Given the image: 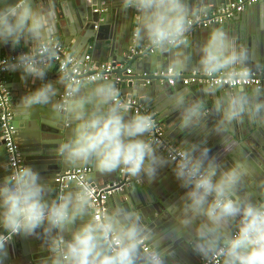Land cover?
Masks as SVG:
<instances>
[{
	"label": "clouds",
	"instance_id": "obj_1",
	"mask_svg": "<svg viewBox=\"0 0 264 264\" xmlns=\"http://www.w3.org/2000/svg\"><path fill=\"white\" fill-rule=\"evenodd\" d=\"M120 6L136 11L138 39L147 38L160 48L183 42L189 26L187 0H120ZM54 17L51 5L42 10L34 6V0H0V44L31 42L27 52L7 65L8 70H19L22 79L29 75L33 82L43 78L55 57ZM197 53L199 71L222 73L228 80L248 76V50L238 47L222 28L210 30ZM186 61L187 57L177 52L170 61L171 69L184 70ZM57 79L64 86L63 99H53L57 97L53 83L43 82L21 96L19 105L32 110L47 104L53 113L67 116L71 134L59 144L66 163L91 161L101 173L123 169L132 177L151 181L160 167L174 162L171 171L185 189L175 209L181 230L193 233L192 251L201 258L222 257V264H264V198L254 200L245 190L254 175L246 153L241 150L237 154V149L223 140L222 152L235 153L228 163L218 154L209 155L201 138L186 142L175 155L165 156L145 139L153 127L151 115H129L112 80L72 82L63 75ZM219 83L209 84L204 94H212ZM169 103L178 113V128L204 129V135L223 133L225 126L242 117L250 123H264V93L258 89L247 93L238 88L216 98L211 111L218 119L211 128L206 127L201 100H190L185 91H177ZM257 187L264 192V178L257 181ZM48 193L49 185L25 164L0 179V229L5 230L0 232V252L14 234H23L43 239L48 255L40 257L38 264H167L170 254L154 247L141 248L147 233L138 212L117 207L100 218L93 212L88 187L83 185L55 197L49 198ZM77 220L82 222L77 224ZM233 221L234 230L225 235Z\"/></svg>",
	"mask_w": 264,
	"mask_h": 264
},
{
	"label": "water",
	"instance_id": "obj_2",
	"mask_svg": "<svg viewBox=\"0 0 264 264\" xmlns=\"http://www.w3.org/2000/svg\"><path fill=\"white\" fill-rule=\"evenodd\" d=\"M232 1L187 0L189 18L211 12ZM49 5L54 12L60 14V18H65L68 24L66 29L61 28V35L54 32L53 40L60 41L71 50L76 49L75 46L79 41L85 46V50L86 48L87 51L92 50V62L97 64L111 62L114 67L110 72L109 80L114 81L116 77L120 78L116 85L121 97L137 99L153 109L161 120L165 134L180 147L188 141H199L203 138L210 150L209 155L218 154L220 159L228 163L235 158V153L229 155L222 152L223 140L233 145L237 149V154L242 150L247 154L251 164L255 163L258 166L257 171L253 169L254 175L249 178L245 190L251 193V198L254 200L264 198V192L257 187V181L264 178V123H250L246 117H242L240 121L225 126L223 133L209 131L207 135H204V129L178 128V113L169 103V98L177 91H185L186 97L190 100H201L202 110H205L207 115L206 127L211 128L218 119L217 115L211 111L216 98L238 88H243L247 93H251L254 89L264 93V86L258 88L255 85L219 84L212 94L205 95L203 89L208 85L196 80H192L189 84L182 83L183 86H174L177 82L172 85L167 83L174 76L181 78L185 75L193 76V72H202L198 70L196 63L198 46L210 30L218 27L222 28L238 47L248 50L249 71L264 77V0L254 3L246 11L234 12L233 21L225 20L222 23H210L202 27L193 26L189 31V33L192 31V35L188 44L167 45L164 48L155 45L153 51L149 49L154 46L150 40L136 37L138 27L136 11L132 8L122 9L120 0H34V6H39L42 10ZM70 13L75 14L77 19L73 20ZM104 25L109 27L108 31L105 30ZM30 43V41L22 40L16 46L0 44V54L5 50L9 57L14 52L28 51ZM138 43L149 44V47L142 52L132 53V47H137ZM177 52H182L187 57L186 67L182 71L172 70L173 73H169L170 61ZM235 70L238 72L239 66ZM154 72L159 74L154 75ZM58 75L65 76L58 70L55 62L46 69L42 79H36L34 82L29 75H25L22 79L19 70L4 72L6 79H12L7 86L11 89L9 96L14 113L12 124L16 128L15 139L26 165L39 173L41 182L49 185L48 197H55L61 191L75 190L80 186L76 180H73L66 187L60 188L56 180L59 174L72 168L89 166L91 171L87 177L92 184L96 183L99 187H119L120 189L114 190L109 198L116 203L119 201L121 205L123 202V208L139 213L147 233V238L141 241V248L143 244H149L151 248L170 254L167 256V264H197L202 258L192 251L193 233L191 230L187 232L181 230L179 213L175 209V206L180 204L185 189L179 186L171 171L174 162L165 163L157 170L155 182H145L141 186L135 182L138 177H132L126 172L122 176L120 169L101 173L91 161L79 165L66 163L63 153L59 151V144L71 134V123L67 116L53 113L47 104L35 106L32 110H25L19 105L21 96L27 91L34 90L41 81L50 79L56 81L59 89L56 91L57 97L53 99L60 100L64 86L58 81ZM97 81L98 79L81 82L95 83ZM19 84L21 87L22 85L32 87L30 89L19 87L20 92L15 94ZM127 113L134 114L130 109H127ZM1 130L0 125V179L13 172ZM149 133L145 136L146 140L149 138ZM158 150L161 154L164 153L161 146H158ZM128 176L132 180L130 186L125 185ZM86 218L87 216L84 217ZM80 222L82 221H76L77 224ZM234 228L233 221L226 227L224 234L227 235ZM4 231L0 229V232ZM36 231L39 233L40 229ZM55 235L58 237L59 233ZM62 235L65 239L68 238L67 232H63ZM221 243H223V237ZM47 255L48 250L41 237L14 234L0 252V264H38L39 258Z\"/></svg>",
	"mask_w": 264,
	"mask_h": 264
},
{
	"label": "built area",
	"instance_id": "obj_3",
	"mask_svg": "<svg viewBox=\"0 0 264 264\" xmlns=\"http://www.w3.org/2000/svg\"><path fill=\"white\" fill-rule=\"evenodd\" d=\"M260 0H233L225 6L218 7L211 12H205L194 18L188 19V29L183 35V42L185 43L188 39V33L191 28L206 26L210 23H222L229 17H231L236 11H243L250 7L254 3ZM152 43V42H151ZM180 43V44H182ZM153 44V43H152ZM149 45V44H148ZM154 45V44H153ZM174 45V44H169ZM52 46L55 49V57L50 62H55L58 66V70L65 74L68 80L72 82L94 81L97 79H109L111 77V70L113 65L111 62H101V63H91V55L87 54L84 56V60H79L73 56L68 48L63 45L60 41L53 40ZM147 46V45H146ZM145 46V47H146ZM145 47H132V53H139L144 51ZM155 45L149 48L153 51ZM16 56L11 57H0V125L2 131V137L4 139L7 156L9 163L13 168V172L22 167L25 163L24 157L19 148V144L15 139L16 128L12 124L13 121V110L10 106V96L7 86V79L4 77V72L8 71L7 65L13 64L16 61ZM130 71V69H128ZM169 73H173L172 69H169ZM158 72H154V75H158ZM192 80H196L202 84H227L229 86L238 85H255L258 88L264 86V77L259 76L256 72L249 71L246 79L234 78L233 80H228L222 73H200L193 72V76L178 78L174 76L169 79L170 84H174L180 81L183 84H189ZM120 81L119 77L114 79V82ZM63 99L61 95L60 100ZM121 102H123L127 109L132 110L134 114H150L152 117L153 127L150 130L148 141L153 142L157 146H161L166 156L175 155L176 150L179 148L177 144L170 141L165 134L162 124L156 114L150 110L145 104L133 98H122L119 94L118 97ZM91 171L89 166H82L77 168H72L67 170L56 177L60 188L66 187L71 181L76 180L80 186H87L90 191V199L95 208V214L103 218L106 215L107 208L106 202L109 199L110 194L119 187H99L88 179L87 175ZM120 173L123 176L125 171L120 169ZM136 183H141L140 179L135 180ZM132 180L130 176L126 177L125 185L130 186ZM143 247H150L149 244H143ZM197 264H222V257L210 256L208 258H202L197 262Z\"/></svg>",
	"mask_w": 264,
	"mask_h": 264
},
{
	"label": "crops",
	"instance_id": "obj_4",
	"mask_svg": "<svg viewBox=\"0 0 264 264\" xmlns=\"http://www.w3.org/2000/svg\"><path fill=\"white\" fill-rule=\"evenodd\" d=\"M247 10V8L245 9V11ZM71 14V16H72V19L74 20V19H77V16L75 15V14H73V13H70ZM203 14V13H202ZM63 15V14H62ZM198 16V15H197ZM234 16V14L231 16V17H229L228 19H226V20H232L233 21V17ZM196 17V16H195ZM190 19V18H189ZM75 21H77V20H75ZM102 21V20H101ZM67 26H68V24H67V20L65 19V18H60V14H58V13H56L55 12V17H54V19H53V28H54V32L55 33H57V35H61V28H64V29H66L67 28ZM106 26V27H105ZM104 27H105V30L106 31H108V29H109V27L107 26V25H104ZM60 28V29H59ZM196 29V28H195ZM191 35H192V31H191V33H188V39H187V41L185 42V43H187V42H189V40H190V38H191ZM60 37V36H59ZM58 39V38H57ZM59 39H61V38H59ZM58 39V40H59ZM57 41V40H56ZM77 41V40H76ZM188 44V43H187ZM146 45L145 44H142V43H138V45H137V47H145ZM171 46H174V45H171ZM76 49L75 50H71L70 48H68V51L73 55V56H75L76 58H78L79 60H84V56L85 55H87V54H90L91 56H92V58H93V53H92V50L91 49H89L88 51H87V48H86V50H85V46L81 43V42H79L78 41V43L76 44ZM136 47V46H135ZM149 47V45L147 44V46L144 48V50H146L147 48ZM87 51V52H86ZM23 52H27V50H24V51H21V52H19V53H17V52H14L13 53V56H18V54H20V53H23ZM5 56H7V54H6V52H5V50H3L2 51V54H0V57H5ZM12 56V55H11ZM11 56H9V57H11ZM89 62H90V64L91 63H95V62H92L91 61V59L89 60ZM51 64V63H50ZM92 65V64H91ZM117 66H119V65H117ZM200 73H203L204 74V72H200ZM261 73H263V72H261ZM183 77H188L187 75H185V76H183ZM11 78L10 79H7V83L9 84V82H11ZM43 82H52L53 83V86L55 87V89H56V91L57 90H59L58 89V87H57V84H56V81H54V80H52V79H50V80H47V81H41L37 86H36V88L37 87H39L40 86V84L41 83H43ZM114 82V81H113ZM168 83V85H172V84H170L169 82H167ZM114 84H115V86L117 87V85H116V82H114ZM67 86V85H66ZM174 86H183V84L179 81H177V83L174 85ZM19 87H21V84H19V86L17 87V89L15 90V94H17V92H20V90H19ZM32 86L30 85V86H26V85H22V87H21V89H30ZM117 89H118V87H117ZM10 88L8 87V91H9V94H10ZM19 94V93H18ZM131 98V97H130ZM147 106V105H146ZM148 107V106H147ZM150 110H152L155 114H156V116L158 117V115H157V113L153 110V109H151L150 107H148ZM13 109V108H12ZM158 119H159V117H158ZM160 120V119H159ZM160 122H161V120H160ZM167 135V134H166ZM167 138H168V135L166 136ZM169 139V138H168ZM170 141H172L171 139H169ZM172 142H174V141H172ZM175 144H176V142H174ZM179 146V145H178ZM180 147V146H179ZM164 152V151H163ZM164 154V153H163ZM252 167H253V169L254 170H256V169H258V166H256L255 165V163L254 164H252ZM257 171V170H256ZM138 179H140L141 180V183H136L137 185H142L143 183H145V182H155L156 181V177L153 179V180H151V181H148V180H143L142 178H140V177H138ZM95 183V182H94ZM96 184V183H95ZM151 184V183H150ZM106 208H107V216L108 215H110L111 214V212L115 209V208H117V207H121V208H123V202H122V205H121V203L118 201V203H116V201H112L110 198L108 199V201L106 202Z\"/></svg>",
	"mask_w": 264,
	"mask_h": 264
},
{
	"label": "bare ground",
	"instance_id": "obj_5",
	"mask_svg": "<svg viewBox=\"0 0 264 264\" xmlns=\"http://www.w3.org/2000/svg\"><path fill=\"white\" fill-rule=\"evenodd\" d=\"M6 57H8V56H6Z\"/></svg>",
	"mask_w": 264,
	"mask_h": 264
}]
</instances>
